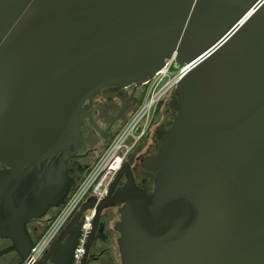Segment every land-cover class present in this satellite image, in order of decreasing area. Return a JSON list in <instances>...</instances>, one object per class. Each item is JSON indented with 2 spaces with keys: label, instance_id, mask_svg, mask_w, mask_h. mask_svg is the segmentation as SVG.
Wrapping results in <instances>:
<instances>
[{
  "label": "water",
  "instance_id": "95a60500",
  "mask_svg": "<svg viewBox=\"0 0 264 264\" xmlns=\"http://www.w3.org/2000/svg\"><path fill=\"white\" fill-rule=\"evenodd\" d=\"M171 57L188 67L172 124L143 159L153 188L124 160L31 260L26 222L71 185L61 159L44 171L42 160L85 148L83 118L102 133L88 110L101 88L135 91ZM0 162V237L12 242L0 253L21 262L71 264L94 208L87 264L102 213L120 205L119 264H264V0H0Z\"/></svg>",
  "mask_w": 264,
  "mask_h": 264
},
{
  "label": "flooded vegetation",
  "instance_id": "af4514ba",
  "mask_svg": "<svg viewBox=\"0 0 264 264\" xmlns=\"http://www.w3.org/2000/svg\"><path fill=\"white\" fill-rule=\"evenodd\" d=\"M136 90L134 91L133 85H129L122 88L116 86H106L101 88L94 96L92 101L88 104V110L91 111V113L93 114V118L102 130V133H99L92 127L99 136V139L95 141L97 143V146H87L88 142H86L83 138L85 148L82 151H59L58 153H55L53 155L52 160H42L41 171L45 170V167L48 165V163H53L58 159H61L62 163L65 165L66 173L71 179V185L64 201L66 200L68 195L74 190L76 185L81 181V179L84 177L89 167L91 166H89L88 163L90 153H94L99 147V145H102L104 142L106 143L111 141L112 137L121 125L126 113L137 100ZM86 104L87 101L84 102V105ZM162 104L163 102L161 101L158 103V106H162ZM176 113L177 103L176 95L174 93L173 97L170 99L168 107L165 109V112L159 117V119H154L149 125V130L150 127L153 126L152 132H149V130H147L146 133L138 141L137 145L133 148L131 153L128 155V157L125 159L131 165L134 180L136 184L140 187L146 188L147 190H151L153 188L155 172L146 170L143 167V159L145 157L153 156L156 154L159 147V141L168 132ZM85 122L90 124L88 118L82 119L80 124L82 133L83 124ZM71 148L72 146H69V149ZM2 168L3 163L0 162V169ZM125 182L126 178L123 175L120 178L117 187H122ZM60 206L61 205L57 207H50L47 209V211L41 218H31L26 222V227L32 237L33 245L35 244L37 239L42 235V233L46 230L52 218L59 211ZM119 207L120 205H116L107 208L102 213L101 221L105 224L103 233L98 234L97 238L93 241L88 253L87 264L120 263L115 260L114 255L112 253V245L115 243L117 246L116 239L118 237V233L113 229V225L115 221L119 219ZM45 216L47 217L44 219ZM43 223L46 224V226L44 227L43 231L39 233ZM67 224L64 226V228L67 226ZM64 228L49 244L46 250L42 253L41 257L56 243ZM11 243L12 242L9 238L0 237V252L9 247ZM117 253L118 258L120 260L119 251ZM0 264H21V260L16 252L8 251L0 253ZM49 264L53 263L49 262Z\"/></svg>",
  "mask_w": 264,
  "mask_h": 264
},
{
  "label": "built area",
  "instance_id": "2783aa9c",
  "mask_svg": "<svg viewBox=\"0 0 264 264\" xmlns=\"http://www.w3.org/2000/svg\"><path fill=\"white\" fill-rule=\"evenodd\" d=\"M188 64H177L173 57L165 60L164 66L142 86H147L144 100L133 112L123 127L117 132L111 142L91 164L88 171L68 195L59 211L52 218L46 230L33 245L31 260H37L53 239L64 228L80 205L90 199L99 200L105 196L108 187L141 137L146 133L156 105L163 94L175 87L178 78L186 71ZM94 208L85 210L81 216V232L74 249L71 264H79L84 253V247L93 218ZM21 264H29L21 262Z\"/></svg>",
  "mask_w": 264,
  "mask_h": 264
},
{
  "label": "rangeland",
  "instance_id": "374dc122",
  "mask_svg": "<svg viewBox=\"0 0 264 264\" xmlns=\"http://www.w3.org/2000/svg\"><path fill=\"white\" fill-rule=\"evenodd\" d=\"M147 88V86H140L139 88H137L136 90V94H137V100L136 102L130 107L129 111L126 113L121 125L119 126V128L117 129L116 133L114 134V136L117 134V132L123 127V125L126 123V121L129 119V117L133 114V112L140 106V104L142 103V101L144 100V98L142 99V101H140V97L141 95L143 94L142 91H145V89ZM174 95V87L173 88H170L167 92H165L160 100V102L162 101L163 104L162 106L158 104L156 105V108L154 110V113H153V116H152V119H151V122L154 120V119H159V117L165 112V109L168 107V104L170 102V99L173 97ZM145 96V94H144ZM99 123V121H98ZM151 124V123H150ZM152 128L153 126L150 127V130L149 132H152ZM83 138L87 143V146H91V147H94V146H97V143L95 142L96 140L99 139V136L97 134L96 131H94V129L92 128V126L90 124H88L87 122H85L83 124ZM114 136L112 137V139L114 138ZM111 139V140H112ZM111 141L109 142H104L102 145H99V147L96 149V151L93 153L91 152L90 153V156L88 158V163H89V166L98 158V156L102 153V151L107 147V145L110 143ZM47 216L44 217V219L46 218ZM118 218V217H117ZM46 226V224H42V228L41 230L39 231L42 232L44 227ZM116 236V234H115ZM118 250H117V246L116 244L114 243L112 245V253L114 255V258L117 262H120L119 258H118Z\"/></svg>",
  "mask_w": 264,
  "mask_h": 264
},
{
  "label": "trees",
  "instance_id": "16d2710c",
  "mask_svg": "<svg viewBox=\"0 0 264 264\" xmlns=\"http://www.w3.org/2000/svg\"><path fill=\"white\" fill-rule=\"evenodd\" d=\"M142 92H143V94L141 95V97H140V99H139L140 101H142V99L144 98V94H145L144 91H142ZM142 97H143V98H142ZM159 102H160V101H159Z\"/></svg>",
  "mask_w": 264,
  "mask_h": 264
}]
</instances>
